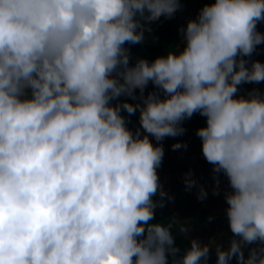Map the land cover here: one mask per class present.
<instances>
[{"label":"clouds","instance_id":"obj_1","mask_svg":"<svg viewBox=\"0 0 264 264\" xmlns=\"http://www.w3.org/2000/svg\"><path fill=\"white\" fill-rule=\"evenodd\" d=\"M180 9V0H0V264H208L210 245L193 239L181 253L171 226L151 223L171 199L157 173L161 142L197 113L214 194L221 174L230 189L234 238L215 248L216 264H264V92L239 94L264 82V63L250 60L264 44V0L206 3L174 50L131 63L125 45ZM137 111L133 131L122 112ZM184 181L197 186L191 172Z\"/></svg>","mask_w":264,"mask_h":264},{"label":"rangeland","instance_id":"obj_2","mask_svg":"<svg viewBox=\"0 0 264 264\" xmlns=\"http://www.w3.org/2000/svg\"><path fill=\"white\" fill-rule=\"evenodd\" d=\"M180 3L181 14L175 41L169 51L174 50L175 46L180 45L182 35L179 29L186 27L189 19H195L199 10L206 3H214V0H180ZM158 21L148 25L151 30L157 33L156 26L159 23ZM257 31L264 34V22L257 24ZM167 52H162L160 56L166 55ZM250 60L264 63V44L256 47ZM131 63L134 62L131 61ZM239 88V94L245 95L253 88L264 92V82L259 84H243ZM153 90L154 88L151 85L147 92ZM121 99L123 100L124 98ZM115 103L116 101H113V104ZM122 115L126 117L127 113L122 112ZM181 126L186 129L183 135L175 138L166 137L161 142L164 148V156L161 166L157 169V173L163 190L167 193L168 197H171V199H167L165 211L168 217L181 224L178 229L181 237L188 241L195 239L202 244L210 245L209 259L216 261L215 248L222 246L227 250L230 241L234 238L230 231L225 211L228 206L224 199V193L230 190L229 185L226 177L221 174L219 176L220 184L218 192L214 194L217 185L212 172L213 166L203 157L201 140L195 134L197 129L206 126V118L197 113L190 119L183 121ZM150 139H152L154 145L157 143L154 138L150 137ZM176 143L186 145V147L173 150L172 145ZM189 172L192 173V177L197 185L190 189L184 181L185 175ZM199 186H202L207 192V196L203 200L198 199ZM181 228H186L188 231L182 232ZM251 247H257V245L245 247V257H247L248 249ZM231 262L237 264L235 258Z\"/></svg>","mask_w":264,"mask_h":264},{"label":"trees","instance_id":"obj_3","mask_svg":"<svg viewBox=\"0 0 264 264\" xmlns=\"http://www.w3.org/2000/svg\"><path fill=\"white\" fill-rule=\"evenodd\" d=\"M180 14L181 9L174 14V17L172 19H166L162 16L158 21V25L156 26V30H158V33L151 30L150 33L145 34V40L142 43L135 45L126 44L125 47H128L130 49L131 61L135 62L137 59L143 58L151 62L156 57H159L162 52L169 51L175 41ZM150 86L151 84H149V86L147 87L145 95ZM137 95H139V90H137ZM127 102L137 103L139 101L128 100ZM126 117L128 119L127 126L131 130L135 131L137 128H139L138 111L135 115L129 117L127 114ZM159 199V195L153 197L154 201H157ZM166 205L167 198H165L164 207H158L155 210V218L153 221H151V223H163L166 226L170 225L172 235L174 236L175 245L181 250L182 253L183 250L189 245L190 241L180 236L178 229L181 224L178 221L167 216L165 211ZM208 264H216V261L208 258ZM231 264L233 263L231 262Z\"/></svg>","mask_w":264,"mask_h":264}]
</instances>
